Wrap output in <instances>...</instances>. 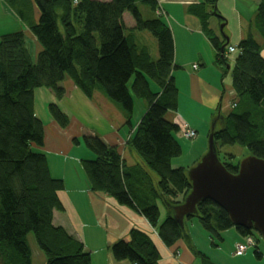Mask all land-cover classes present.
Returning <instances> with one entry per match:
<instances>
[{
    "label": "trees",
    "instance_id": "trees-1",
    "mask_svg": "<svg viewBox=\"0 0 264 264\" xmlns=\"http://www.w3.org/2000/svg\"><path fill=\"white\" fill-rule=\"evenodd\" d=\"M218 2L200 0L187 6L220 51L216 61L223 78L231 72L236 93L230 111L220 112L224 122H218L211 132L217 147L218 142L239 144L264 159V55L257 39V35L264 39V0L250 21L247 37L238 45L233 66L222 53L225 41L219 40L208 22L213 15L225 20ZM36 4L40 18L31 24L41 45L36 59L23 31L0 39V264H34L30 236L45 255V264H93L84 243L53 223L54 210H63L58 193L65 183L52 175L48 156L40 149L45 124L37 114L36 90L49 89L61 100L68 79L88 98L101 89L122 108L130 126L135 98L146 103L147 110L127 142L143 164L130 166L117 146L97 135H85L96 157L83 160V168L93 191L106 193L143 215L166 246L181 239L190 243L189 233L171 210L184 202L192 182L186 168L172 164L183 149L177 139L181 128L168 117L178 110L179 89L173 75L175 40L163 0H36ZM140 4L151 8V18L144 17ZM126 12L135 22L132 27L126 24ZM139 32H148L157 40V59L148 45L138 41ZM48 110L60 126H68L69 116L62 106L51 102ZM224 164L237 173L239 164ZM159 201L167 210L161 223ZM197 210L186 221L197 217L212 236L223 239L222 232L235 227L227 211L212 200L200 202ZM236 228L241 235L256 238V231ZM192 249L204 264H216ZM112 252L116 260L133 264H160L161 260L152 235L139 228L130 231L128 240L115 242ZM255 253L262 255L258 248Z\"/></svg>",
    "mask_w": 264,
    "mask_h": 264
},
{
    "label": "crops",
    "instance_id": "crops-1",
    "mask_svg": "<svg viewBox=\"0 0 264 264\" xmlns=\"http://www.w3.org/2000/svg\"><path fill=\"white\" fill-rule=\"evenodd\" d=\"M261 1L219 0L218 8L225 20L214 15L208 20L210 28L220 41L226 43L228 37L224 53L230 61H235L237 56L228 53L229 47H238L247 37L250 21L257 14ZM199 2L200 0H163L175 40L177 68L173 71V75L179 89L178 110L169 115L178 125L187 123L197 132L199 128H205L217 113H228L233 105V102L230 103L226 106V112L223 111L227 88L222 69L216 61L220 51L204 33L199 18L187 11V6ZM39 18L40 11L36 0H0V39L5 34L23 31L26 34L27 47L36 59L41 45L31 30V24L37 23ZM124 18L128 26H134L135 22L129 12L124 14ZM223 24L225 26L222 29ZM257 39L262 45L264 55V39L260 35H257ZM197 41L201 42V46ZM63 86L66 92L61 100L46 88H40L35 93L37 114L45 124L44 146L40 149L48 156L52 175L63 179L65 183V188L58 193L63 210H54V225L65 228L70 235L82 241L86 251L92 256L93 264H133L129 260H116L112 252V245L122 239L128 240L133 228L145 230L152 235L161 253L160 264H204L201 256L192 249V246L203 254L205 252L192 244L190 233V243L181 239L174 246L168 247L160 239L157 229L143 215L128 206L121 205L106 193L92 190L90 180L83 168V160L95 159L96 156L83 145L81 138L93 134L91 129H88V124L86 125L77 116V111L85 106L91 115L102 112L109 127L100 138L110 146H117L130 166L143 164L127 144L137 126L132 121L131 131L125 128L127 116L124 111L102 90H97L92 98H88L70 79L66 80ZM235 98L234 91L233 101ZM38 99L42 108L43 106L46 108L47 105L46 110L42 111L44 114L38 112ZM51 102H57L68 114L67 127L60 126L47 111ZM136 104L138 106L143 104L138 109L141 112L138 117L140 119L146 112L147 105L135 99ZM173 167L182 166L173 164ZM158 204L161 210V223L167 216V210L162 208L160 201ZM236 232L232 233L236 244L243 242L244 236L238 230ZM29 243L34 264H45L46 257L33 236L29 237ZM207 257L212 260L210 256Z\"/></svg>",
    "mask_w": 264,
    "mask_h": 264
},
{
    "label": "water",
    "instance_id": "water-1",
    "mask_svg": "<svg viewBox=\"0 0 264 264\" xmlns=\"http://www.w3.org/2000/svg\"><path fill=\"white\" fill-rule=\"evenodd\" d=\"M227 44L228 37L223 53ZM224 120V115L218 114L212 130ZM188 175L192 182L190 193L183 203L171 207L173 218L184 231L186 217L196 214L197 205L209 199L227 211L235 227L252 229L264 239V159L251 155L241 161L237 173L230 172L219 157L211 132L207 153L188 170Z\"/></svg>",
    "mask_w": 264,
    "mask_h": 264
},
{
    "label": "rangeland",
    "instance_id": "rangeland-1",
    "mask_svg": "<svg viewBox=\"0 0 264 264\" xmlns=\"http://www.w3.org/2000/svg\"><path fill=\"white\" fill-rule=\"evenodd\" d=\"M141 12L143 13L145 18H151L153 16V12L150 7L140 4ZM138 41L141 44H146L149 46L151 54L153 59H157L159 56L158 53V44L157 40L148 32H139L138 34ZM197 44L201 46V42L197 41ZM232 62V66L234 65V62ZM221 78V76H220ZM224 84L227 88L226 91V97L224 100V108L223 111L226 112L227 107L230 103L232 104L233 98H234V90L232 86V74L229 72L224 77ZM155 88V85H154ZM101 90V89H100ZM83 93V92H81ZM136 101L144 102L142 99L135 98ZM57 103V102H56ZM140 103V102H139ZM74 105V103H72ZM143 104H141L142 106ZM136 104L134 113L132 115L131 120L133 121V124L137 126L140 119L138 118L141 114V112L138 111V109L141 107ZM47 108V105H46ZM45 106L42 108L41 101L38 99V112L39 114H44L46 110ZM47 111H49L47 109ZM105 111V110H103ZM218 114V113H217ZM90 111L85 107H81L77 111V116L88 126V129L90 128L93 135H97L98 137L103 136V132H105L109 127V124L106 120V117L102 114V112H99L97 114H92L90 116ZM168 117L170 115L168 114ZM216 116H213L207 126L205 128H199L198 129V136L196 138L187 139L181 136H177V139L179 143L182 146L183 152L179 157H176L173 159V164H179L180 166L186 168L187 170H190L193 166H195L201 158L207 153L209 148V136L211 133L212 125H213V119ZM126 129L128 131H131L130 125L126 124ZM83 145H86L85 137L82 136L81 138ZM218 148H219V157L221 161L224 162H230L235 165H238L243 161L246 157L251 156V151L249 148L241 146L239 144L235 145H223L221 142H218ZM132 151L137 154L139 159L143 161L142 157L136 152L134 148H132ZM230 155H233L234 158H230ZM161 203V202H160ZM162 208L165 209V206L163 203L161 204ZM186 230L190 235L192 236V244L197 247L199 250L205 252L204 254L207 256H210L213 261L218 262L220 264H264V239L259 234L256 233V240L258 242V250L262 253L261 257H258L255 253L257 250L256 247H251L248 249L246 254L241 256H235V250H236V241L234 239V236L232 233H237V228H230L226 231L222 232V238H218L217 236H212L209 231H207L202 224L200 223L199 219L197 217L187 220L186 221ZM231 232H227L230 231ZM232 237V238H231ZM199 260H201L199 258Z\"/></svg>",
    "mask_w": 264,
    "mask_h": 264
},
{
    "label": "built area",
    "instance_id": "built-area-1",
    "mask_svg": "<svg viewBox=\"0 0 264 264\" xmlns=\"http://www.w3.org/2000/svg\"><path fill=\"white\" fill-rule=\"evenodd\" d=\"M228 51L229 54H235L237 56L239 49L236 46H230ZM195 67H197V65ZM180 128L181 130L178 134L179 136L187 139L197 137V131L194 128L190 127L187 123L181 124ZM251 247H257L256 238L252 235L244 236V241L236 244L235 254L238 256L244 255Z\"/></svg>",
    "mask_w": 264,
    "mask_h": 264
}]
</instances>
